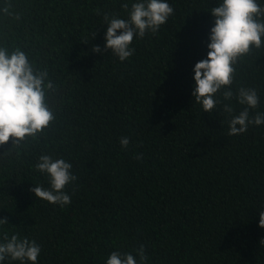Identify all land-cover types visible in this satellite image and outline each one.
Listing matches in <instances>:
<instances>
[{"label": "trees", "instance_id": "trees-1", "mask_svg": "<svg viewBox=\"0 0 264 264\" xmlns=\"http://www.w3.org/2000/svg\"><path fill=\"white\" fill-rule=\"evenodd\" d=\"M125 2L0 0V37L46 65L63 96L47 135L0 162V238L34 239L39 264H104L141 247L145 264H264V125L230 136L222 105L209 115L192 96L217 0H169L174 15L120 62L92 48H104L105 13L126 18ZM240 86L258 89L251 114L264 112V49L238 63ZM45 153L73 164L64 208L30 191L49 187L35 169Z\"/></svg>", "mask_w": 264, "mask_h": 264}, {"label": "clouds", "instance_id": "clouds-1", "mask_svg": "<svg viewBox=\"0 0 264 264\" xmlns=\"http://www.w3.org/2000/svg\"><path fill=\"white\" fill-rule=\"evenodd\" d=\"M121 7L127 13L126 18L118 13L104 14L103 24L107 25L104 48L94 45L92 52H111L124 62L136 51L134 40L156 34L175 10L169 0H127ZM210 13L214 22L208 35V51L206 58L192 68V96L209 115L217 113L218 106L222 105V111L228 116V134L238 136L250 126L264 125V112L251 114L261 102L258 89L232 88L238 63L264 49V0H217ZM233 99L242 106L238 113ZM62 104L61 85L54 82L47 66H38L23 46H12L0 37V146L11 137V146L0 153V162L19 156L30 143L46 136ZM119 143L126 149L130 138L122 136ZM136 159L140 160L141 155ZM72 168L73 164L63 157L39 155L35 169L47 178L49 187L34 185L30 191L42 201L66 207L72 203L66 188L77 179ZM7 223L0 218V229ZM259 226L264 228V211L259 212ZM135 253L113 250L104 264H145L147 256L143 247ZM40 254L41 246L34 239L19 233L9 237L7 232L0 238V264L6 261L39 264Z\"/></svg>", "mask_w": 264, "mask_h": 264}]
</instances>
